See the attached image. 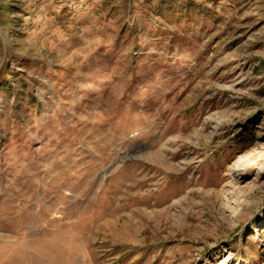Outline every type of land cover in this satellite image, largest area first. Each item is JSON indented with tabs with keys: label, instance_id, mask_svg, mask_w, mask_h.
<instances>
[{
	"label": "rangeland",
	"instance_id": "1",
	"mask_svg": "<svg viewBox=\"0 0 264 264\" xmlns=\"http://www.w3.org/2000/svg\"><path fill=\"white\" fill-rule=\"evenodd\" d=\"M0 264H264V0H0Z\"/></svg>",
	"mask_w": 264,
	"mask_h": 264
}]
</instances>
